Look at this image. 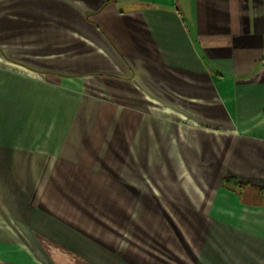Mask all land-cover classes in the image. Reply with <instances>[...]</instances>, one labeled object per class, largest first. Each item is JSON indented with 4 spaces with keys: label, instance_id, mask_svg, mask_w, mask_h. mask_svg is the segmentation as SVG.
Wrapping results in <instances>:
<instances>
[{
    "label": "crops",
    "instance_id": "0c3cea01",
    "mask_svg": "<svg viewBox=\"0 0 264 264\" xmlns=\"http://www.w3.org/2000/svg\"><path fill=\"white\" fill-rule=\"evenodd\" d=\"M0 264H264V0H0Z\"/></svg>",
    "mask_w": 264,
    "mask_h": 264
},
{
    "label": "rangeland",
    "instance_id": "374dc122",
    "mask_svg": "<svg viewBox=\"0 0 264 264\" xmlns=\"http://www.w3.org/2000/svg\"><path fill=\"white\" fill-rule=\"evenodd\" d=\"M257 192H258V190H257Z\"/></svg>",
    "mask_w": 264,
    "mask_h": 264
},
{
    "label": "trees",
    "instance_id": "16d2710c",
    "mask_svg": "<svg viewBox=\"0 0 264 264\" xmlns=\"http://www.w3.org/2000/svg\"><path fill=\"white\" fill-rule=\"evenodd\" d=\"M236 184V183H235Z\"/></svg>",
    "mask_w": 264,
    "mask_h": 264
}]
</instances>
